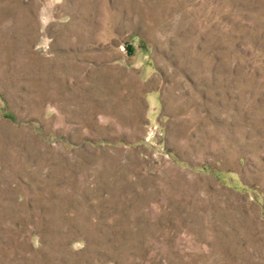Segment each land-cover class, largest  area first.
Listing matches in <instances>:
<instances>
[{
    "label": "rangeland",
    "instance_id": "1",
    "mask_svg": "<svg viewBox=\"0 0 264 264\" xmlns=\"http://www.w3.org/2000/svg\"><path fill=\"white\" fill-rule=\"evenodd\" d=\"M0 264H264V0H0Z\"/></svg>",
    "mask_w": 264,
    "mask_h": 264
}]
</instances>
